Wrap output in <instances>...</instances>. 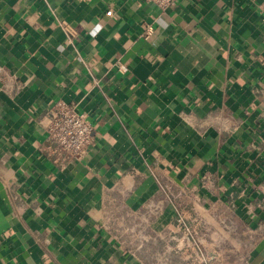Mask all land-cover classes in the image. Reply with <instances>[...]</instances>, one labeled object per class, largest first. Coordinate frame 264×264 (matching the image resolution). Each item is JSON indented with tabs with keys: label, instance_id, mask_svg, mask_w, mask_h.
Returning a JSON list of instances; mask_svg holds the SVG:
<instances>
[{
	"label": "crops",
	"instance_id": "1",
	"mask_svg": "<svg viewBox=\"0 0 264 264\" xmlns=\"http://www.w3.org/2000/svg\"><path fill=\"white\" fill-rule=\"evenodd\" d=\"M262 1L0 0V264H186L181 217L208 264H264Z\"/></svg>",
	"mask_w": 264,
	"mask_h": 264
},
{
	"label": "built area",
	"instance_id": "2",
	"mask_svg": "<svg viewBox=\"0 0 264 264\" xmlns=\"http://www.w3.org/2000/svg\"><path fill=\"white\" fill-rule=\"evenodd\" d=\"M145 1L158 6L162 10H167L174 7L179 0ZM261 10L264 14V0L261 3ZM107 15L112 16V11H108ZM60 25L66 34L75 36V29L67 22H61ZM142 30V36L146 40L153 34V26L150 23L142 24ZM118 69L121 72L127 71V67L121 63L118 64ZM45 129L48 139L52 143L50 152L58 157L79 160L87 153L93 142L94 127L88 115L78 111L75 104L65 101L57 102L50 109L45 120ZM178 223L184 234L177 240L176 253L186 259V264H208L210 257L199 248L200 241L197 239L199 231L196 226L185 228L184 217H181ZM187 248L188 250H186Z\"/></svg>",
	"mask_w": 264,
	"mask_h": 264
},
{
	"label": "rangeland",
	"instance_id": "3",
	"mask_svg": "<svg viewBox=\"0 0 264 264\" xmlns=\"http://www.w3.org/2000/svg\"><path fill=\"white\" fill-rule=\"evenodd\" d=\"M229 238H226V243H227V249H230L231 247L229 246V245H231V243H230V241H227ZM244 239H246V238H244ZM219 242V241H218ZM221 243H223V241L221 242ZM225 243V244H226ZM212 254H214V253H212ZM227 255H229V254H227Z\"/></svg>",
	"mask_w": 264,
	"mask_h": 264
},
{
	"label": "water",
	"instance_id": "4",
	"mask_svg": "<svg viewBox=\"0 0 264 264\" xmlns=\"http://www.w3.org/2000/svg\"><path fill=\"white\" fill-rule=\"evenodd\" d=\"M211 257H215V254H210Z\"/></svg>",
	"mask_w": 264,
	"mask_h": 264
}]
</instances>
